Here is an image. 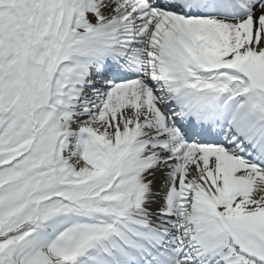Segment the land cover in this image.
Wrapping results in <instances>:
<instances>
[{"label": "snow or ice", "instance_id": "6c2138e0", "mask_svg": "<svg viewBox=\"0 0 264 264\" xmlns=\"http://www.w3.org/2000/svg\"><path fill=\"white\" fill-rule=\"evenodd\" d=\"M0 264H264V0H0Z\"/></svg>", "mask_w": 264, "mask_h": 264}]
</instances>
